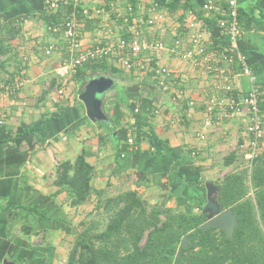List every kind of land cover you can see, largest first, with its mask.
Instances as JSON below:
<instances>
[{"label": "crops", "instance_id": "1", "mask_svg": "<svg viewBox=\"0 0 264 264\" xmlns=\"http://www.w3.org/2000/svg\"><path fill=\"white\" fill-rule=\"evenodd\" d=\"M115 1L121 10L131 5L128 0ZM152 1L135 0L137 24L141 25L143 35L167 44L180 37L182 47L188 48L184 24L180 26L176 15L159 8L163 17L154 27L142 24L154 14ZM190 1L195 11L212 16L213 13L202 9L206 0ZM86 2L106 5L107 0ZM237 3L243 30L239 45L262 91L260 107L264 114V0ZM51 11L45 0H0V82H23L14 91L0 89V264L4 258L19 264H64L78 223L94 215L95 195L78 207L68 204L65 192L54 195L57 188L52 180L58 162L83 151L93 167L91 185L105 196L135 189L161 210L195 212L201 210L204 184H214L216 171L211 168L231 153L235 141L246 133L243 117H234L208 131L204 140L199 139L204 104L211 95L220 94L217 82L203 66L193 67L163 51L154 57L171 70L166 87L159 86L149 74L136 71L123 69L122 77L111 76L119 89L104 95L113 93L115 102L121 93L128 104L127 113L141 110L145 123L136 144L138 152L129 148V153L118 154L116 131L110 121L94 123L86 117L75 94L80 88L79 79L73 75L64 78L55 71L67 51L63 30L47 29V14ZM194 19L213 46L214 42L215 47L227 43L217 23L204 24ZM104 20L113 25L115 35L119 27L111 11L104 15ZM84 32L85 43L103 40V32L97 29ZM50 43L57 47L45 55L44 47ZM100 74L110 76L102 71ZM235 86L243 93L249 87L247 78L238 77ZM60 89L62 93H58ZM179 90L184 94L178 96ZM24 206L35 207L44 217L38 218ZM25 226L30 228L29 232Z\"/></svg>", "mask_w": 264, "mask_h": 264}, {"label": "trees", "instance_id": "2", "mask_svg": "<svg viewBox=\"0 0 264 264\" xmlns=\"http://www.w3.org/2000/svg\"><path fill=\"white\" fill-rule=\"evenodd\" d=\"M128 1L135 11L138 7L135 0ZM153 2L169 15H176L181 27L188 11H192L195 18L204 24L217 23L222 17L217 12L208 17L195 11L190 0ZM65 10L60 7L49 12L48 25L59 26L58 31H62ZM132 18L129 15L130 21ZM83 24L84 31L95 29L97 25L93 19H85ZM101 71L110 76L122 77L123 74V69L115 64L114 59L85 63L73 75L81 83L75 94L78 96L83 91L89 74L98 75ZM52 86L54 82H51ZM118 97L119 100L109 102L105 112L116 131L117 153L125 154L130 151L127 134L134 135L136 145L141 140V126L145 123L141 120V110L128 114L125 110L127 102L121 93ZM149 103H144L141 109ZM131 151L138 152L137 149ZM85 157L83 151L79 152L74 158L58 162L54 169L52 184L57 188L54 195L65 192L71 207L87 203L92 195L96 198L94 215L78 223L79 229L68 248L64 264H264V149L251 166L235 152L223 157V166L233 165V168L220 179L219 184H215L220 188L216 199L223 209L231 207L235 216L237 224L232 238H227L225 232L216 226L203 231L201 224L206 221V216L201 214L200 208L195 212L171 208L161 210L157 204L142 198L135 189L105 196L102 190L92 187L93 167ZM204 191L203 186V197ZM200 201L202 206L205 197ZM24 208L40 219L44 217L35 207ZM101 220H106V223L100 230ZM24 229L29 232L30 228L25 226ZM183 236L188 241L179 248Z\"/></svg>", "mask_w": 264, "mask_h": 264}, {"label": "built area", "instance_id": "3", "mask_svg": "<svg viewBox=\"0 0 264 264\" xmlns=\"http://www.w3.org/2000/svg\"><path fill=\"white\" fill-rule=\"evenodd\" d=\"M45 4L50 11L60 7L66 8L62 29L67 55L57 66L55 70L57 75L64 78L74 75L78 67L83 64L107 58L114 59L115 64L124 70L149 74L155 78L159 86L166 87L172 76L171 70L166 64L157 62L154 56L157 52H170L193 67L203 66L217 82L216 87L220 94L211 95L204 104L205 117L202 131L198 133L199 139L204 140L206 133L217 125L234 117H243L245 137L236 140L231 151L241 156L248 166H251L254 159L262 152L264 149V114L260 107L262 91L239 45L243 30L237 0H206L202 6L204 11L222 15L217 25L227 38V43L223 46H213L212 41L206 36V31L195 22L194 13L188 11L184 19L183 31L189 43L188 48L182 47L183 40L180 37L175 38L171 44H167L162 39L146 38L142 33L141 25L137 24L139 22L131 5L121 10L113 0L107 1L108 9L105 3L96 5L86 0H45ZM150 6L154 14L142 24L154 27L163 16L156 2L152 1ZM108 11L112 12L115 25L120 23L117 25L119 29L115 35L111 27L113 25L104 20V15ZM129 15L133 16L131 21ZM85 19H93L96 22L95 29L103 32L102 41L89 44L83 41ZM47 29L57 32L59 26L48 25ZM123 33L129 36L123 37ZM56 47L54 43H50L44 47L43 52L49 55ZM240 76H245L249 84L243 93L237 91L235 86ZM22 83V81L0 82V89L14 91L20 88ZM58 93H62V90H58ZM183 94V90L178 91V96ZM189 105L192 107L194 101H190ZM154 111L158 112V108ZM127 142L131 150L136 149L133 134H127Z\"/></svg>", "mask_w": 264, "mask_h": 264}, {"label": "water", "instance_id": "4", "mask_svg": "<svg viewBox=\"0 0 264 264\" xmlns=\"http://www.w3.org/2000/svg\"><path fill=\"white\" fill-rule=\"evenodd\" d=\"M115 85V80L108 75L98 74L88 78L83 91L78 95V100L83 104L85 115L91 122H108V116L102 109V96ZM205 202L201 206V214L206 215V221L201 224L205 229L216 226L225 232L227 238H232L237 222L231 207L223 209L218 203L214 193L220 190L211 182L204 184ZM188 239L183 236L179 248L186 245ZM1 264H19L4 258Z\"/></svg>", "mask_w": 264, "mask_h": 264}, {"label": "rangeland", "instance_id": "5", "mask_svg": "<svg viewBox=\"0 0 264 264\" xmlns=\"http://www.w3.org/2000/svg\"><path fill=\"white\" fill-rule=\"evenodd\" d=\"M69 80H72V77L71 79ZM119 89V85H118V82H115V85L114 87L111 89V90H118ZM113 98V93H108V95H103L102 96V101H103V109L105 111V107L106 106H109V102L112 100ZM224 157V156H223ZM223 157L221 158V161L218 162L217 164H215V168L212 167L211 169L212 170H215V179L212 180L214 182V184H219L220 183V179L227 173L229 172L232 168H233V165L230 166V167H224L223 166ZM217 176V177H216ZM205 183V181H204ZM205 192V191H204ZM205 197V195H204ZM203 197V198H204ZM105 223H106V220H101L100 222V226H99V229L101 230L102 228H104L105 226ZM65 249V248H64Z\"/></svg>", "mask_w": 264, "mask_h": 264}, {"label": "flooded vegetation", "instance_id": "6", "mask_svg": "<svg viewBox=\"0 0 264 264\" xmlns=\"http://www.w3.org/2000/svg\"><path fill=\"white\" fill-rule=\"evenodd\" d=\"M217 187V186H216ZM218 192L219 191H217L216 193H214V196L217 198V196H218ZM201 211V210H200ZM206 216V215H205ZM220 229V228H219Z\"/></svg>", "mask_w": 264, "mask_h": 264}]
</instances>
